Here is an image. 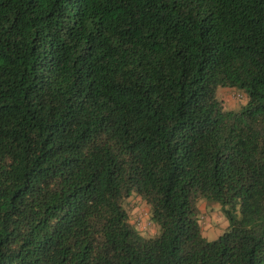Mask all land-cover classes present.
Returning a JSON list of instances; mask_svg holds the SVG:
<instances>
[{
  "label": "trees",
  "instance_id": "obj_1",
  "mask_svg": "<svg viewBox=\"0 0 264 264\" xmlns=\"http://www.w3.org/2000/svg\"><path fill=\"white\" fill-rule=\"evenodd\" d=\"M0 264H264V0H0Z\"/></svg>",
  "mask_w": 264,
  "mask_h": 264
},
{
  "label": "rangeland",
  "instance_id": "obj_2",
  "mask_svg": "<svg viewBox=\"0 0 264 264\" xmlns=\"http://www.w3.org/2000/svg\"><path fill=\"white\" fill-rule=\"evenodd\" d=\"M237 96H235V93ZM220 98L225 102L227 108L239 110L245 103V97H241V93L236 89H223L219 92ZM124 205L129 211L130 221H134L135 225L144 228L145 236L153 235L155 227L148 224V208L138 198H130L124 201ZM201 214L204 217L202 224V233L209 241H215L226 231L228 221L220 211L221 207L218 204H210L208 207L205 202L200 201ZM138 210V211H137Z\"/></svg>",
  "mask_w": 264,
  "mask_h": 264
},
{
  "label": "clouds",
  "instance_id": "obj_3",
  "mask_svg": "<svg viewBox=\"0 0 264 264\" xmlns=\"http://www.w3.org/2000/svg\"><path fill=\"white\" fill-rule=\"evenodd\" d=\"M245 103H246V101H245ZM137 211H138V210H137ZM133 222H134V221H130V223H133ZM140 227H142V225L137 227V231H140ZM141 235H144V233L141 232Z\"/></svg>",
  "mask_w": 264,
  "mask_h": 264
}]
</instances>
